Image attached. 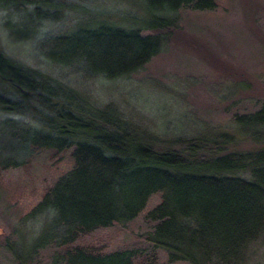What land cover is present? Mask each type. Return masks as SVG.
Wrapping results in <instances>:
<instances>
[{
  "label": "trees",
  "instance_id": "trees-1",
  "mask_svg": "<svg viewBox=\"0 0 264 264\" xmlns=\"http://www.w3.org/2000/svg\"><path fill=\"white\" fill-rule=\"evenodd\" d=\"M134 1L138 9L115 18L113 12L121 10L93 0H0V6L21 13L31 34L38 23L73 19L47 39V58L110 80L138 72L163 50L182 7L216 6L215 0ZM0 112L31 119L30 124L3 121L7 139L0 144V171L24 164L29 151L32 157L40 150H70L73 159L33 209L47 213L48 220L31 243V257L51 243L70 245L82 234L134 219L155 193L162 199L149 212L157 221L149 240L166 250L170 261L240 264L250 244L264 239V146L226 153L224 144L233 139L225 137L208 157H196L207 149L203 143L190 144L187 154L159 150L110 106L96 107L68 84L1 49ZM234 121L264 142V98L258 110ZM136 252L74 248L57 257V264H135Z\"/></svg>",
  "mask_w": 264,
  "mask_h": 264
},
{
  "label": "rangeland",
  "instance_id": "rangeland-1",
  "mask_svg": "<svg viewBox=\"0 0 264 264\" xmlns=\"http://www.w3.org/2000/svg\"><path fill=\"white\" fill-rule=\"evenodd\" d=\"M106 5L114 18L138 9L133 0H93ZM216 6L196 10L184 6L171 41L141 70L110 80L88 77L75 67H60L46 55V41L68 29L73 19L44 21L31 28L21 13L0 6V49L11 59L39 69L66 83L98 108L110 106L145 142L159 150L187 154L192 143L207 144L196 157H208L212 145L225 137V152H246L264 146L237 127L234 117L259 109L264 98V0H215ZM92 3V1H90ZM30 9L25 10V13ZM30 124L26 116L0 112V144L7 139L6 119ZM215 154V153H214ZM26 159V160H25ZM21 166L0 171V264H57L68 249L95 253L137 251L135 264H188L170 261L163 248L151 242L157 221L149 212L161 202L151 195L132 220L116 222L80 235L70 245H50L29 254L46 214L33 209L56 180L73 166L71 151H36ZM39 230V231H38ZM13 249L18 250L16 255ZM20 257V258H18ZM240 264H264V239L248 247Z\"/></svg>",
  "mask_w": 264,
  "mask_h": 264
}]
</instances>
